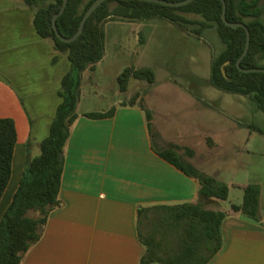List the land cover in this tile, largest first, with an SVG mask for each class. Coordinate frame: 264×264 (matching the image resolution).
<instances>
[{
	"label": "trees",
	"instance_id": "16d2710c",
	"mask_svg": "<svg viewBox=\"0 0 264 264\" xmlns=\"http://www.w3.org/2000/svg\"><path fill=\"white\" fill-rule=\"evenodd\" d=\"M22 1L34 11L36 34L50 40L56 52L66 55L69 69L61 78L58 92L61 101L47 137L39 144L40 154L32 158L27 154L18 188L0 221V264H21L27 251L40 240L50 214L61 206L62 153L77 118L81 75L86 70H93L104 56V24L108 18L165 20L198 37L208 29H215L224 49L211 61V86L225 93L250 98L264 113V73L238 70L236 62L245 48V31L224 25L220 0H194L179 7L135 0H106L88 18L81 35L71 43L61 42L52 29V19L60 11L63 0ZM94 1L68 0L64 12L56 20L58 32L65 38L72 37ZM224 2L226 20L243 23L250 33L248 52L241 60L240 68H264L260 65L264 61V24L259 20L264 12V0ZM57 60L58 56L52 58L53 63ZM131 79L153 85L155 75L149 68H125L117 76L120 93L127 90ZM137 104L144 113L153 151L195 179L199 186L196 203L156 205L137 210V232L145 248L141 264H207L222 246L220 226L226 215L215 204L227 200L228 186L193 166L187 160L191 155L188 148L165 143L158 149L154 140L160 137L151 124L153 115L144 105L143 98L139 97ZM112 115L111 109L106 113H87L84 116L102 119ZM15 143L14 121L0 118V200L11 176ZM242 191V203L231 205V210L258 221L259 185H245Z\"/></svg>",
	"mask_w": 264,
	"mask_h": 264
},
{
	"label": "crops",
	"instance_id": "0c3cea01",
	"mask_svg": "<svg viewBox=\"0 0 264 264\" xmlns=\"http://www.w3.org/2000/svg\"><path fill=\"white\" fill-rule=\"evenodd\" d=\"M11 9L20 38L25 40L23 46L38 49L42 56L46 53L47 66L55 71L62 62H52L56 53L36 34L34 11L23 1ZM63 75L58 77L51 111L35 120L27 115L12 86L6 80L0 81V118L12 119L16 129L11 176L0 200V221L18 188L27 154L31 158L40 154L37 155L39 144L47 137L61 101L58 92ZM118 95L123 93L118 91ZM78 106L62 153L61 206L50 214L40 240L27 251L21 264H141L145 248L137 232V210L196 203L198 183L153 151L147 122L137 102L118 100L106 106V110H79ZM111 109V117L84 116ZM156 122L159 146L171 143L164 135V123ZM188 144L173 145L191 149L187 160L200 170L199 157L193 150L198 143ZM205 174L229 189L228 205H224L226 201L215 204L226 215L220 226L222 246L207 264H264L263 189L259 185V220L254 221L231 210V205L242 203V187L248 184L226 182ZM234 187L242 192L237 194V199L241 197L237 204L229 200Z\"/></svg>",
	"mask_w": 264,
	"mask_h": 264
},
{
	"label": "rangeland",
	"instance_id": "374dc122",
	"mask_svg": "<svg viewBox=\"0 0 264 264\" xmlns=\"http://www.w3.org/2000/svg\"><path fill=\"white\" fill-rule=\"evenodd\" d=\"M20 5L22 0H0V81L12 86L27 115L35 120L51 111L58 77L69 63L50 40L45 43L62 62L55 71L47 66L46 53L42 56L38 49L23 46L25 40L11 12ZM259 20L264 24V12ZM104 34L102 60L92 72L81 75L79 110H106L118 100L144 98L153 115L152 127L158 133L156 121H162L170 144L198 143L193 150L201 172L235 184L256 183L264 191V113L250 98L211 86V61L224 49L215 29L198 37L165 20L111 17L104 24ZM128 67L151 69L155 82L131 79L119 97L117 76ZM154 143L158 149L163 147L157 138ZM237 194L242 192L232 188L231 203L240 202Z\"/></svg>",
	"mask_w": 264,
	"mask_h": 264
},
{
	"label": "water",
	"instance_id": "95a60500",
	"mask_svg": "<svg viewBox=\"0 0 264 264\" xmlns=\"http://www.w3.org/2000/svg\"><path fill=\"white\" fill-rule=\"evenodd\" d=\"M105 1L106 0H95L89 6V8L86 10V12L84 13V15H83V17H82V19L80 21V25H79V28H78L77 32L72 37L65 38L58 32L57 27H56V20L64 12V10H65V8L67 6V3H68V0H63V3H62L60 11L52 19V29L54 31L55 36L63 43H71V42L75 41L81 35V33H82L83 29H84L85 23L88 20V18ZM135 1H143V2L155 3V4L168 6V7H179V6H183V5L189 4V3H191L194 0H183V1H178V2L167 1V0H135ZM220 2L222 4L221 20L224 23V25L227 26V27H230V28H242L245 31V35H246L245 48H244V51H243L242 55L240 56V58L236 62V66H237L238 70L240 72H243V73H249V72L264 73V68H252V69H242V68H240V62L246 56V54L248 52V48H249V44H250V33H249L248 28L243 23H231V22H228L226 20V4H225L224 0H220ZM223 74H224V72H223Z\"/></svg>",
	"mask_w": 264,
	"mask_h": 264
}]
</instances>
